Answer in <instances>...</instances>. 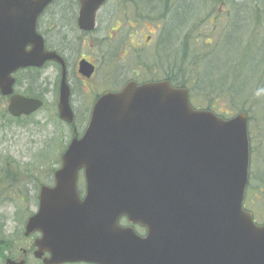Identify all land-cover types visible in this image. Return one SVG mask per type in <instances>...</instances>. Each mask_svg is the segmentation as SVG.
Masks as SVG:
<instances>
[{"label":"water","instance_id":"water-1","mask_svg":"<svg viewBox=\"0 0 264 264\" xmlns=\"http://www.w3.org/2000/svg\"><path fill=\"white\" fill-rule=\"evenodd\" d=\"M50 1L0 0V94L10 95L12 116L42 106L13 93L12 73L59 58L35 30ZM78 1L80 24L92 29L106 0ZM79 71L89 76L93 66L81 60ZM69 94L63 70L58 117L72 124ZM249 161L245 112L223 118L192 107L186 88L129 81L96 100L83 135L72 138L53 172L63 195L42 188L25 235L41 230L40 248L51 253L44 264H264V222L243 207ZM81 171L82 201L76 192ZM93 203L99 209L87 212ZM122 216L145 226L146 236L119 225Z\"/></svg>","mask_w":264,"mask_h":264},{"label":"rangeland","instance_id":"rangeland-1","mask_svg":"<svg viewBox=\"0 0 264 264\" xmlns=\"http://www.w3.org/2000/svg\"><path fill=\"white\" fill-rule=\"evenodd\" d=\"M213 2V0H173L169 5L171 10L169 7L164 10L163 0H133L128 3L121 0H108L100 14L102 18L100 29L108 22L115 25V20H108L111 16L110 12L115 13V16H121L119 35L123 37L125 43L133 39L138 44L144 45L143 49L131 53L130 56L124 55L121 50L122 53L120 52L115 61L116 69L121 73L120 81L127 80L131 76L130 71L134 69L133 62L143 63L145 61L151 64L158 61L159 57L163 65L155 64L156 67L151 68L153 73H158L164 68L169 71L171 68H177L178 64L182 72H185V69L188 70V75H190V70L197 72L198 66L191 65L192 59L183 56V51L180 49L184 48L183 41H178L185 39L189 33L191 50L195 43L200 50L204 49V45H206L205 50H209L208 43L214 40V36L210 34L213 28L210 20L212 17L215 18L216 13L221 15L229 13V7L215 5ZM123 12H126L123 16L125 19L122 17ZM193 21L194 24L190 27ZM118 25L119 21L116 23V26ZM168 26L176 28L174 39L177 43L172 42L165 45L164 36ZM83 52L89 54L90 51L86 47ZM78 57L79 55H74L71 61L77 62ZM100 62L102 68L108 64L105 59L104 62L100 59ZM210 70L214 72L215 68L212 66ZM23 74L26 77L27 75L32 76L33 73ZM42 76L46 78L45 89L39 91L44 93V106L26 118L18 120L0 118V230L7 240H19L20 243L25 241L21 237L23 224L26 218L34 212L35 187L45 178L53 176L54 170L60 164V154L71 137L69 126L57 117V97L53 90L55 72L49 67L42 71ZM116 76L118 77L117 74ZM111 84L113 85V82ZM101 88L99 87L100 92ZM15 90L23 92L25 87L16 86ZM79 90V88L76 89V92ZM202 97L193 93L192 97L190 95L191 104L195 107L206 108ZM81 98L74 97L78 101H81ZM86 98L88 99L87 96ZM92 99L91 97L90 101ZM83 100L86 99L82 98ZM6 103V100L0 99V115ZM77 103L80 113L83 108L82 103ZM245 104L248 106L250 101ZM254 105L251 121L248 120L249 175L254 187L251 185L249 195L246 193L245 204L246 208L253 213L256 222L262 223L264 221V198L251 194L259 191V187L264 184V99ZM220 106L222 111L232 113L231 115L236 112L231 111L229 104L224 100L219 102ZM77 120L76 128L81 133L87 119L78 118Z\"/></svg>","mask_w":264,"mask_h":264},{"label":"flooded vegetation","instance_id":"flooded-vegetation-1","mask_svg":"<svg viewBox=\"0 0 264 264\" xmlns=\"http://www.w3.org/2000/svg\"><path fill=\"white\" fill-rule=\"evenodd\" d=\"M128 3L132 1H124ZM105 2L104 4H106ZM148 5V4H147ZM104 5L100 6L96 12V23L92 29H85L82 27L79 21L80 3L78 0H51L39 13L35 21V30L43 39L44 48L48 51L54 52L58 59H50L46 61L40 67H28L18 69L14 72L15 85L20 88H24L31 84L32 90L38 97L45 103L44 97L41 89H45L46 78L42 76V71L49 68L55 72V87L53 88L57 100H56V111L59 101V90H60V80L61 74L64 70L65 80L68 84L70 94L69 103L73 112L74 126H70L71 137L77 135L78 137L82 135L83 131L79 133L76 129L77 119L86 120L87 122L91 116V110L95 101L105 92L108 91H118L123 86L126 85L128 81H135L137 84H143L151 81L165 80L167 70L164 68L162 71L159 70L158 73H153L151 68L156 67L158 63L163 65L160 60L154 61L149 64V62H133L134 69H131V76L127 80L120 81L119 71L116 69L115 61L121 50L126 56H130L131 53L138 52L140 49L144 48V45H140L136 40L131 39L130 42L125 43V40L119 33L121 32V16H115V13L110 12L109 21L115 20V25H111L109 22L106 26L101 27L100 23L102 18L100 17L102 8ZM126 12L122 13V17ZM118 17V18H116ZM124 18V17H123ZM125 19V18H124ZM117 21L119 25L116 26ZM103 32V33H102ZM132 37V36H131ZM149 37V36H148ZM147 37V38H148ZM149 42V41H148ZM30 46H27L29 49ZM88 48L89 54H85L83 49ZM121 52V53H122ZM74 55H79L77 62L73 63L71 59ZM105 61L108 63L104 68H102V63ZM81 60L87 61L93 66V71L89 76L82 74L79 71V63ZM156 64V65H155ZM137 67L139 68L137 70ZM32 72L30 79H26L23 73ZM118 75V77L116 76ZM23 77V78H21ZM113 82V85L111 84ZM43 87V88H42ZM101 88V92L99 91ZM80 89L76 92V89ZM36 89V90H35ZM82 90V91H81ZM33 93V94H34ZM34 94V95H35ZM82 97L86 100L78 101L74 97ZM88 97V99L86 98ZM93 98L90 101V98ZM82 103L80 113L78 112V103ZM76 103V104H75ZM44 106V105H43ZM57 179L53 176L47 177L43 182H39L35 187L34 191V212L38 213L40 209V196L43 187H49L51 190H55L51 193L54 197H58V189L55 188V183ZM76 192L80 200H84L87 195L86 178L80 176L76 181ZM99 209L98 203L87 204L85 206L86 211L93 209ZM87 216L89 215L86 213ZM89 219V218H88ZM25 224V222H24ZM21 230V237L25 240L20 243L19 240H7L0 230V250L4 247L2 251V256L0 255V262L2 264H7V259L19 262L24 261L23 264H44V260L51 257V253L48 250H41V238L42 232L40 229H35V231L29 235H25V229ZM119 224L122 227H131L135 235L139 238H144L147 234L146 227L140 225L139 223H129L127 218L124 216L120 217ZM2 238L6 240H1ZM51 244L56 243L50 241ZM60 264H93L86 262H64Z\"/></svg>","mask_w":264,"mask_h":264},{"label":"trees","instance_id":"trees-1","mask_svg":"<svg viewBox=\"0 0 264 264\" xmlns=\"http://www.w3.org/2000/svg\"><path fill=\"white\" fill-rule=\"evenodd\" d=\"M172 1L163 0L164 10L168 9ZM213 1L215 5L229 7V13H216L215 18L210 20L213 27L210 34L214 36V40L208 43L209 50H205L206 45L200 50L196 43L191 50L189 33L185 39L178 41H183L184 48H180L183 56L192 59L191 65L198 66L197 72L190 70L188 75V70L182 72L178 64L177 68H171L172 70L167 72L166 78L173 86L186 87L191 97L193 93L198 94L200 98L204 96L206 99L202 98L206 108L222 117L232 114L222 111L221 106L219 107V102L224 100L229 104L231 111L247 112L248 118L250 115L248 120L251 121L254 104L264 99V0ZM169 9L171 10V7ZM193 24L194 21L190 27ZM175 29L167 27L165 45L177 43L174 39L177 32ZM176 53L178 54L177 50ZM212 66L215 68L214 72L210 70ZM26 79H30V76L27 75ZM27 89L25 88L23 94L36 96L31 84ZM247 101H250L248 106L245 104ZM0 118L12 119L6 109L2 110ZM251 185L254 187L253 180L249 178L247 195ZM261 192L264 195V184L259 187V191L251 195L264 198ZM3 249L4 247H1V250Z\"/></svg>","mask_w":264,"mask_h":264}]
</instances>
